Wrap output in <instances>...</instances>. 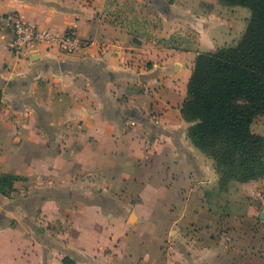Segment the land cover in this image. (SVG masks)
<instances>
[{"label": "crops", "instance_id": "0c3cea01", "mask_svg": "<svg viewBox=\"0 0 264 264\" xmlns=\"http://www.w3.org/2000/svg\"><path fill=\"white\" fill-rule=\"evenodd\" d=\"M236 8L0 0V176L17 177L0 192V264H264V178L219 192L180 113L196 55L241 28ZM12 18L85 47L17 58Z\"/></svg>", "mask_w": 264, "mask_h": 264}, {"label": "trees", "instance_id": "16d2710c", "mask_svg": "<svg viewBox=\"0 0 264 264\" xmlns=\"http://www.w3.org/2000/svg\"><path fill=\"white\" fill-rule=\"evenodd\" d=\"M249 11L239 39L214 51L198 53L180 113L190 123L186 134L209 158L217 189L230 182L264 178V134L252 131L264 116V0H217ZM16 176H0V192L12 189Z\"/></svg>", "mask_w": 264, "mask_h": 264}, {"label": "built area", "instance_id": "2783aa9c", "mask_svg": "<svg viewBox=\"0 0 264 264\" xmlns=\"http://www.w3.org/2000/svg\"><path fill=\"white\" fill-rule=\"evenodd\" d=\"M10 31L12 34L11 51L17 58L24 57L38 46L47 49L55 48L65 54H72L85 47V43L70 28L63 32L40 30L19 18H12Z\"/></svg>", "mask_w": 264, "mask_h": 264}, {"label": "rangeland", "instance_id": "374dc122", "mask_svg": "<svg viewBox=\"0 0 264 264\" xmlns=\"http://www.w3.org/2000/svg\"><path fill=\"white\" fill-rule=\"evenodd\" d=\"M190 1L191 0H184V2H190ZM234 13L236 15L235 17H239V20L241 21L240 22L241 28L238 30L237 28H234L232 32L229 33V35H227V32H223L224 40H222V43L225 42V44L227 45L233 44L239 39L244 29L246 18L249 17V11L243 7H237ZM189 42H190L189 40H187L186 42H179L175 40L173 42H169V44L167 43L168 45L167 47L170 48L171 50H183V49L188 48L187 44ZM253 129L264 133V116L263 115L255 118Z\"/></svg>", "mask_w": 264, "mask_h": 264}, {"label": "water", "instance_id": "95a60500", "mask_svg": "<svg viewBox=\"0 0 264 264\" xmlns=\"http://www.w3.org/2000/svg\"><path fill=\"white\" fill-rule=\"evenodd\" d=\"M260 218L264 220V213L260 215Z\"/></svg>", "mask_w": 264, "mask_h": 264}]
</instances>
